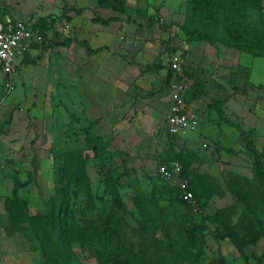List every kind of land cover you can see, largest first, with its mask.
<instances>
[{
    "label": "rangeland",
    "instance_id": "374dc122",
    "mask_svg": "<svg viewBox=\"0 0 264 264\" xmlns=\"http://www.w3.org/2000/svg\"><path fill=\"white\" fill-rule=\"evenodd\" d=\"M0 1L26 18L62 21L16 68L12 90L0 70V264H264V234L243 251L220 236L222 220L238 232L264 220V89L236 91L244 71L221 78L219 60L187 61L188 102L196 98L200 123L172 138L168 55H188L181 29L178 47L151 40L83 72L95 61L59 15L70 0ZM252 59L248 77L264 83V56ZM91 103L99 104L93 116ZM166 157L183 161L193 202L158 175ZM77 164L88 191L75 182Z\"/></svg>",
    "mask_w": 264,
    "mask_h": 264
},
{
    "label": "crops",
    "instance_id": "0c3cea01",
    "mask_svg": "<svg viewBox=\"0 0 264 264\" xmlns=\"http://www.w3.org/2000/svg\"><path fill=\"white\" fill-rule=\"evenodd\" d=\"M90 1L91 0H75L74 3V0H70V4H68L69 7H87L89 9H86L82 13H77L72 9L64 12L66 21H68L72 27L76 28V34L80 36L79 39L86 40V44L83 45V48H85L84 50L90 49L86 53L91 56V61H95L91 64L90 59H88L90 64H86L83 68V72L104 69L103 63L99 65V60L103 62L104 55L111 52L114 54L115 50L122 49L123 52H129V48H136L139 44V47L149 48V45L152 44L151 40L156 41L157 39L166 41L167 43L169 42V44L174 47L180 45L181 36L177 37L175 33L177 30L181 29L178 23L182 24L186 19L188 0H126L125 10L123 12L116 11L109 7H101L98 5V0H92L94 2ZM2 2H6L8 5L11 3L13 5H18L9 0H2ZM4 12L12 18L30 19L29 17L26 18L30 12H25L22 9L21 11L14 10L9 12L5 10ZM36 15L47 16L48 14H39L36 12ZM111 16H115L116 19L110 21L108 24H103L95 20L96 17L107 19ZM48 38H52V31L49 32L47 39ZM43 45L44 44H39L30 48L26 55L19 61L18 66L33 58V56H37L41 52ZM86 45H88V48ZM187 48L188 55L184 56V63L186 64L188 61L187 65H195L194 62H201V65L207 66L214 60H219L217 66L219 67V76H221V78H225L226 74L232 72L235 68H240L244 71V75L242 76L244 83L248 81L250 85L264 84L254 83L249 79L250 77H248L252 67V58L262 56H254L246 52H241L222 43L211 44L205 40H193L188 44ZM171 53L168 55V64L170 62ZM133 54H135V51ZM70 62L73 63L71 60ZM116 66L117 65L114 67ZM69 68H72V64L69 65ZM83 85L87 87L90 86L88 83L84 82ZM262 89L264 88L256 89L255 91L261 92ZM88 90H86L88 94L92 93L90 89ZM251 91L252 89H249L248 93ZM170 92V86H168L167 98L169 109L172 105ZM83 93L85 92L82 91L81 94L83 95ZM196 104V98L188 102L189 108L197 114L199 120ZM98 105V103H96V105L95 103H91V106L88 105L92 116L94 113L99 112ZM165 133L168 135L166 130ZM195 133L196 132H194V134Z\"/></svg>",
    "mask_w": 264,
    "mask_h": 264
},
{
    "label": "trees",
    "instance_id": "16d2710c",
    "mask_svg": "<svg viewBox=\"0 0 264 264\" xmlns=\"http://www.w3.org/2000/svg\"><path fill=\"white\" fill-rule=\"evenodd\" d=\"M263 1L264 0H188L186 19L182 24L178 23V26L189 42L193 40H205L211 44L222 43L241 52H246L254 56H264ZM98 5L123 12L125 10L126 0H98ZM69 9L77 13H82L89 8L69 7L68 4H65L59 15H65L64 12ZM4 11L2 6V13ZM114 19H116L115 16H111L107 19L95 18L96 21H102L104 23H109ZM57 20L61 19H57L55 15H53V17L47 15L35 19V24L40 26L44 31V40L39 44L42 45L47 41L48 32L52 31L50 28ZM196 22L198 24H196ZM39 44H35L34 46ZM260 88H264V84L250 85L248 81H245L244 89H236V91H242L244 94H247L249 89L256 90ZM168 135L172 138L175 136L169 133ZM172 159H177L182 163L181 175L189 178L185 172L183 161L180 158L166 157L163 158L161 162ZM61 176L63 177V174H60V177ZM189 181L193 190V183L190 178ZM75 182L82 187V189L84 188L86 191L89 190L86 172L80 164L76 165ZM14 192H17V186L14 187ZM194 195L196 196V192ZM105 224L106 228L110 227L108 220ZM222 225L223 228L221 229L220 236L224 238L228 237L239 251H243L244 247L248 244L257 243L264 234V220L257 216L251 219L250 223L247 224L242 232H238L234 223L230 222L228 219L222 220ZM112 253L114 254L112 257L114 260L115 252L112 251ZM114 264L123 263L117 260Z\"/></svg>",
    "mask_w": 264,
    "mask_h": 264
},
{
    "label": "built area",
    "instance_id": "2783aa9c",
    "mask_svg": "<svg viewBox=\"0 0 264 264\" xmlns=\"http://www.w3.org/2000/svg\"><path fill=\"white\" fill-rule=\"evenodd\" d=\"M35 22L32 19L12 18L5 12L2 13L0 4V70L6 77V87L9 91L14 88L13 74L19 61L30 48L44 40V31ZM61 22L57 20L53 25L58 27ZM183 53L172 52L169 59L172 71L169 82L172 105L167 114L166 131L170 135L195 129L199 123L197 114L188 106L189 81L183 70L185 62ZM157 172L163 179L178 184L180 196L184 200L190 202L195 200L189 179L181 175L182 163L179 160L161 162Z\"/></svg>",
    "mask_w": 264,
    "mask_h": 264
}]
</instances>
